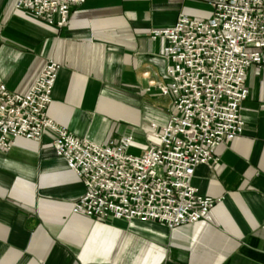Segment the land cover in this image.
<instances>
[{
	"label": "crops",
	"instance_id": "crops-1",
	"mask_svg": "<svg viewBox=\"0 0 264 264\" xmlns=\"http://www.w3.org/2000/svg\"><path fill=\"white\" fill-rule=\"evenodd\" d=\"M211 1L87 0L59 28L0 0V76L25 93L54 60L48 116L58 126L101 144L132 135L147 147L150 124L164 125L174 100L161 91L167 41L150 33L180 14L209 18ZM246 84L243 133L195 169L193 185L220 200L210 221L171 229L73 213L84 185L56 155L53 131L0 149V264H264L263 65L247 69Z\"/></svg>",
	"mask_w": 264,
	"mask_h": 264
},
{
	"label": "built area",
	"instance_id": "built-area-1",
	"mask_svg": "<svg viewBox=\"0 0 264 264\" xmlns=\"http://www.w3.org/2000/svg\"><path fill=\"white\" fill-rule=\"evenodd\" d=\"M86 1L15 0L14 6L61 28ZM210 3L209 18L180 14L173 25L150 33L167 41L161 56L169 83L161 91L174 100L168 121L150 124V144L141 153L132 151V135L101 144L75 136L48 116L61 68L54 60L25 93L10 91L0 76V149L9 150L17 138L40 140L53 131L56 155L84 185L73 213L97 221L152 220L171 229L210 221L220 200L202 195L192 181L198 165L217 162L218 146L243 133L247 69L264 66V0Z\"/></svg>",
	"mask_w": 264,
	"mask_h": 264
},
{
	"label": "rangeland",
	"instance_id": "rangeland-1",
	"mask_svg": "<svg viewBox=\"0 0 264 264\" xmlns=\"http://www.w3.org/2000/svg\"><path fill=\"white\" fill-rule=\"evenodd\" d=\"M145 148V146H143V145H137L132 151L134 152V153H136V154H139V153H141V151L143 150Z\"/></svg>",
	"mask_w": 264,
	"mask_h": 264
}]
</instances>
